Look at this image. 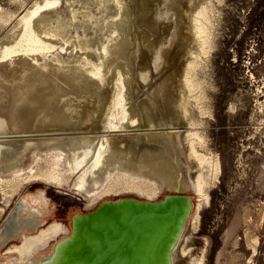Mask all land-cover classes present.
I'll use <instances>...</instances> for the list:
<instances>
[{
	"label": "bare ground",
	"instance_id": "6f19581e",
	"mask_svg": "<svg viewBox=\"0 0 264 264\" xmlns=\"http://www.w3.org/2000/svg\"><path fill=\"white\" fill-rule=\"evenodd\" d=\"M194 1L31 0L16 15L0 11V31L13 24L0 39L5 204L27 181L73 190L87 210L118 179L122 188L149 200L190 191L196 198L174 264L202 263L201 256L191 258L186 243L221 163L202 148L203 120L188 93L198 85L191 73L210 42L207 6L190 7ZM177 49L182 61L173 58ZM109 79L121 84L111 82L107 94ZM44 191L21 198L0 230L6 239H20L4 251L10 264H42L54 246L39 254V244L71 231L58 219L43 223L49 204ZM4 210L1 205L0 217ZM254 217L247 206L241 219L245 242L256 250L263 214Z\"/></svg>",
	"mask_w": 264,
	"mask_h": 264
},
{
	"label": "rangeland",
	"instance_id": "374dc122",
	"mask_svg": "<svg viewBox=\"0 0 264 264\" xmlns=\"http://www.w3.org/2000/svg\"><path fill=\"white\" fill-rule=\"evenodd\" d=\"M30 1L22 4V0H0V11L16 15ZM194 4L207 6L204 20L208 24L206 36L210 42L191 73L198 85L188 93L197 119L203 120L200 129L205 136V146L202 148L218 155L221 170L218 181L210 188V201L201 207L186 248L192 259L202 258L201 264H264V0H195L189 6ZM12 25L0 31V39ZM176 51L175 59L179 55V50ZM182 58L180 56L179 60ZM111 82L121 84L120 80L109 79L105 83L107 94ZM83 93L86 98L79 100L82 103L84 98L90 99L87 98L89 92ZM119 181L115 184L120 188L114 186L116 190L107 191L99 203L107 198L139 197L130 193L132 190L122 188L123 182ZM29 182L8 204H5L0 184V204L6 210L4 217H0V230L19 200L40 188L45 189L50 204L41 214L45 224L58 219L71 228L73 214L89 211L85 209V199L73 190ZM193 198H196L194 194ZM247 206L255 219L263 214L256 229L260 240L256 250L244 238L246 222L241 218ZM235 220H240L241 224L233 230ZM61 235L51 236L45 247V242L40 243L43 247L38 246L37 253L49 251ZM17 238L19 236L6 239L0 231V261L3 263L10 264L11 255L4 251L20 240Z\"/></svg>",
	"mask_w": 264,
	"mask_h": 264
},
{
	"label": "water",
	"instance_id": "95a60500",
	"mask_svg": "<svg viewBox=\"0 0 264 264\" xmlns=\"http://www.w3.org/2000/svg\"><path fill=\"white\" fill-rule=\"evenodd\" d=\"M193 207V194L182 189L157 200L104 199L73 214L71 231L54 243L42 264H174Z\"/></svg>",
	"mask_w": 264,
	"mask_h": 264
}]
</instances>
